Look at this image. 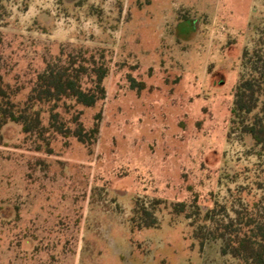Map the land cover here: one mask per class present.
I'll return each instance as SVG.
<instances>
[{
  "label": "rangeland",
  "instance_id": "obj_1",
  "mask_svg": "<svg viewBox=\"0 0 264 264\" xmlns=\"http://www.w3.org/2000/svg\"><path fill=\"white\" fill-rule=\"evenodd\" d=\"M264 25V0H0V74L23 100L63 53L105 54L107 97L98 141L16 123L0 132V264H242L223 241L202 250L189 221L162 206L157 228L133 231L135 201L216 200L252 208L264 161L230 132L245 48ZM144 81L132 89L128 76Z\"/></svg>",
  "mask_w": 264,
  "mask_h": 264
},
{
  "label": "trees",
  "instance_id": "obj_2",
  "mask_svg": "<svg viewBox=\"0 0 264 264\" xmlns=\"http://www.w3.org/2000/svg\"><path fill=\"white\" fill-rule=\"evenodd\" d=\"M253 49L245 48L241 58L242 70L234 88V102L230 132L250 136L256 153L264 161V25ZM3 34L0 31V46ZM1 63V54H0ZM110 74V64L105 54L88 51L63 53L36 75L23 100H16L21 89L6 83L0 74V132L9 123L21 126L22 133L36 135L44 141L49 152V134L65 138L74 137L91 148L99 139L103 112L94 115L87 127L83 110L94 108L107 97L105 80ZM132 89L147 87L144 81L129 75ZM264 190V185L260 187ZM230 209L216 200L204 210L198 192L190 202L167 203L153 198L146 204L137 199L130 219L133 231L157 228L161 221L157 215L162 206L170 215L183 216L189 221L191 234L203 250L210 240H222L223 254L231 255L242 264H264V191L262 197L249 208Z\"/></svg>",
  "mask_w": 264,
  "mask_h": 264
}]
</instances>
